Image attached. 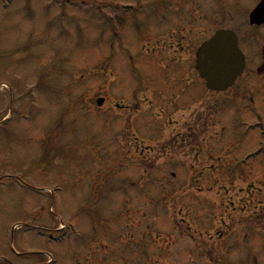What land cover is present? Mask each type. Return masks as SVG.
Instances as JSON below:
<instances>
[{
  "label": "rangeland",
  "instance_id": "rangeland-1",
  "mask_svg": "<svg viewBox=\"0 0 264 264\" xmlns=\"http://www.w3.org/2000/svg\"><path fill=\"white\" fill-rule=\"evenodd\" d=\"M238 1L225 28L255 64L261 0ZM70 2L0 0V264H151L167 251L165 264H264V157L238 166L264 146V71L250 66L233 95L188 78L194 62L139 77L128 53L104 49L97 9ZM120 33L146 70L142 28ZM190 209L207 219L197 240ZM216 227L258 237L226 251Z\"/></svg>",
  "mask_w": 264,
  "mask_h": 264
},
{
  "label": "flooded vegetation",
  "instance_id": "flooded-vegetation-1",
  "mask_svg": "<svg viewBox=\"0 0 264 264\" xmlns=\"http://www.w3.org/2000/svg\"><path fill=\"white\" fill-rule=\"evenodd\" d=\"M237 1L238 0H202L201 2L199 0H90V2L85 3L84 1L82 3H85L84 5L91 3L98 6L101 44L105 43L106 49L112 54L115 51L118 54L128 53L133 62V67L139 76L145 72L149 75H154L157 68L166 69L167 67L172 68L174 66L184 65L186 62H188V64L194 62L193 69L187 72L188 78L193 79L199 75L195 67L199 49L219 29H230L225 27L229 23L232 24L235 18L234 12L236 11V13L239 14L240 10H242L239 7L240 1ZM70 3L82 4L79 0H71ZM61 14L64 15V12ZM123 26L136 29L142 28V34L138 35V41L140 43L139 55L141 58L146 59V70L141 71L138 65H136L135 58L130 52L129 45L125 42L126 39H124L120 33ZM263 27L264 26L254 29L262 31ZM108 33L112 34L114 37L110 36L105 38ZM239 43L240 48L246 56L247 63L244 74L238 78L231 91L232 95L235 94L236 91H241V89L247 90L245 78L247 79L246 76L250 66H254L252 70H256L259 73L264 71L262 35L259 41L260 52L257 53L254 58L255 64L250 62L251 56L249 50L242 45L240 37ZM105 57L106 55L104 53L103 58L105 59ZM257 61H259L258 64L256 63ZM240 93L237 95H242ZM193 116H196V114ZM198 116L199 122L202 118L201 113ZM199 131L201 132L200 128ZM196 133L198 132L196 131ZM247 205L250 204L247 203ZM192 224H196V222L192 223L189 221L188 223L189 228L187 229V235L189 238L197 236V231L191 228ZM198 225L203 227L206 226L207 223L198 221ZM214 231L216 232L215 234ZM235 231L236 230L224 232L221 231L219 227H216L212 231L213 234L211 233L210 237L214 238V236H216L218 239H224L225 234H227V237L223 240L227 241L226 251L239 248L242 245L248 246L251 242L250 239L253 240L258 237V234L255 232L252 234L245 232L242 236L241 233ZM254 246L255 244L253 243L252 247ZM198 248H200V246ZM246 249L247 252H250L252 248L246 247Z\"/></svg>",
  "mask_w": 264,
  "mask_h": 264
},
{
  "label": "water",
  "instance_id": "water-1",
  "mask_svg": "<svg viewBox=\"0 0 264 264\" xmlns=\"http://www.w3.org/2000/svg\"><path fill=\"white\" fill-rule=\"evenodd\" d=\"M251 21L253 24L264 23V0L251 15ZM202 54L204 60L199 61L198 68L212 90H226L243 72L244 56L238 48L237 37L232 32H219L204 46ZM103 102L99 100L98 105L101 106Z\"/></svg>",
  "mask_w": 264,
  "mask_h": 264
}]
</instances>
